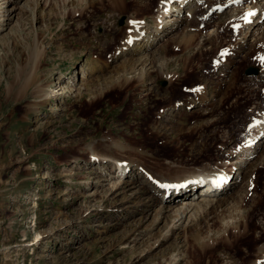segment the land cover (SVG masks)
Here are the masks:
<instances>
[{
    "label": "rangeland",
    "instance_id": "374dc122",
    "mask_svg": "<svg viewBox=\"0 0 264 264\" xmlns=\"http://www.w3.org/2000/svg\"><path fill=\"white\" fill-rule=\"evenodd\" d=\"M162 1L0 0V264H264V137L253 151L247 142L264 117V21L248 30L246 0L227 21L225 0H193L155 43L120 51L128 21L156 25ZM147 56L141 80L129 64ZM73 76L76 90L64 94ZM90 147L132 170L101 167ZM206 166L242 167L220 193L243 195L229 205L237 225L221 234L213 215H227L222 208L177 221L186 192L171 194L166 218L155 220L151 183ZM197 234L214 247H198Z\"/></svg>",
    "mask_w": 264,
    "mask_h": 264
},
{
    "label": "bare ground",
    "instance_id": "6f19581e",
    "mask_svg": "<svg viewBox=\"0 0 264 264\" xmlns=\"http://www.w3.org/2000/svg\"><path fill=\"white\" fill-rule=\"evenodd\" d=\"M191 1H193V0H163L162 6L159 3L160 9H161V7L163 9H161L160 12L158 11L159 12V18L156 19L157 20L156 25L151 26L150 23H146L145 20L140 21V20L134 19V18H133L134 20H129L128 22L135 21L136 23H132L129 26V31L128 30H127L128 32L126 31L127 37H126V40L124 42H122L120 51H122L123 53L127 52L129 49H131L129 51H133V52L139 51V50L145 49L147 46L155 43L162 36H164L169 30H172V27H175L176 25H179L181 23V21L186 17V16L183 17V14H185V12H186L185 8L190 6V4H192ZM198 1H200V0H198ZM246 1H247V7L251 6V8L243 11V14H245L243 16H244V19L247 23L248 30L252 31L253 28H255L256 26L259 27L261 25V22L264 21V16H263L264 7L261 8L262 14H259L258 16H256L257 19L256 18L254 19L253 18L254 14L259 13V3L257 0H246ZM240 2H241V0H239V3ZM237 4H238V2H236V0H225V1H223L222 7L226 6L229 8L231 6V10H230V8H229V11L226 8H224V10L222 9L223 11L220 12V15H224V18L223 17L222 18L225 19L226 21L233 18L234 11L237 10V8L239 7ZM216 7H215V9H216ZM187 11H188V13L190 12V10H188V9H187ZM240 12H241V10H240ZM229 13H231L229 18H225V15L227 16V14H229ZM248 13H252V15H248ZM262 16H263V18L261 19ZM196 30H199V29H195L194 31H196ZM192 37H193L192 34H188L186 39L189 40ZM176 46L178 47V45H176ZM143 54H144V52H143ZM261 54H262V52H260V55ZM263 57H264V54H263ZM139 58H141V57H139ZM137 59L138 58H132V61L130 62L129 66L130 67L132 66L131 69L133 68V70H134L133 73H135L137 71V69H139V67L137 68V66L140 65L139 71H141V72H139L136 76L142 80L146 76V71H145L146 66L148 64L149 65L153 64V61H151L152 58H149V57H148V59H146V57L141 58L139 60H137ZM262 59L263 58H261V60ZM140 60H143V61L140 62ZM84 73H86L85 70L83 71V74ZM172 75L175 76V73L174 72H173V74L171 73L169 75L170 78H172ZM74 77L75 76L68 79V81L64 84V88H65L64 94L69 93V95H70V94H73L75 92L76 89L73 87L74 80H75ZM132 77H135V75H132ZM202 87L203 86H201L200 88H196L194 90L203 91L204 89ZM199 91H198V93H199ZM201 94H200V97H202V95H203V94L202 95ZM48 96H49V91L44 90V92L42 93V95L40 97H41V100H48L47 99ZM202 99L203 98H201L200 100H202ZM185 100L192 102V103H189L191 105H194L195 103L197 104L198 102H200V100H196L193 98H188ZM168 109H170V108L169 107L165 108V110H168ZM249 136L251 138L247 142L249 143L248 147L249 146L250 147L248 149L250 151L253 149V147L251 146V143L253 141H255L256 139L260 140V138L264 137V117L257 119L253 122V129L251 130ZM240 148H242V147H240ZM90 149H91L93 155L101 158L100 159L101 162L99 163V165L101 167H104V165H102V163L105 160L106 163L109 162L114 167H116L115 168L116 170H117V168L120 169L121 170L120 175H119L120 177L124 176L123 174H125V175L127 174L125 171L128 170V172H129L130 170H132L128 166L129 161H126L125 159L124 160L119 159L118 157H115V156H111L112 154L111 155H109V154H98V153H96L95 150H93V147H90ZM252 151H251V154L253 153ZM245 153H247V152H245ZM247 154L251 155L250 153H247ZM238 163H240V162H237L234 165H237ZM142 168L145 170L144 174L148 173L150 175L149 178H147V176H146V178L149 181H152L153 180L152 173L151 172L149 173V171L147 169H145L144 167H142ZM206 168H207V166L201 168L200 170L197 171V174H195L193 172L192 174H190L192 176L188 175L184 178H179V179H168V180L163 179L164 181H168L165 183V185H173L175 187H163L162 188V186H157L154 182L151 183V184H154V185H152L153 188H151V190L153 192H155V190L158 189V191L160 192L159 197H157V196L155 197V195H153V197H152V200L155 199L157 201V203L159 204V209L157 210L158 214L156 215L155 220L158 221V220H162V219L166 218V215H164V214H165V212H167V210H169L168 208L170 205L167 198H169L171 196V194H175L176 192H186L184 195H186L187 197L181 198V200H180L181 204L177 208L178 209L177 210L178 211L177 212L178 213L177 214V217H178L177 221H181V223L183 222V224H184V222L188 223L189 221H192V220H196V222H198V221H200V218H199L200 215L203 213V211L208 210V208H212L213 212L217 208H222L221 211H223V210L227 211L228 212L227 215L225 214L222 216V214H219V213H215V215H213L214 216L213 218H217L218 216H220L224 220L223 221V228L220 229L221 234L228 232L227 230H228V227L230 225H233V226L237 225L238 219L240 218V214L239 213H232L231 211H229V208H230L229 205L234 204L236 206H239V203H241V199H242L243 195H241L238 198H236L235 196H232V195H230L228 197L227 196L221 197V195H223V194H220V193L223 192L224 190L227 191V189L232 188L230 183L236 184L237 182H239L237 180L241 177V173H239L240 172L239 170H241L242 167L241 166L236 167L234 171L233 170H227L226 168L218 169V170L216 169L214 171L211 169V170L207 171ZM233 168H234V166H233ZM232 171L235 173H233ZM198 174H200V175H198ZM195 175H198V176H195ZM204 175H211L214 178V181L219 177H223L224 179L219 185H217L215 183L217 185V188L214 191H210L209 188H205L204 185H202L199 182L201 177ZM186 178H188V179H186ZM231 178L232 179L235 178V180L231 181L230 180ZM172 181H174V182H172ZM176 181H180V182H176ZM195 194L196 195L198 194V197L200 196L199 198H201V199L199 200V198H198V200H197L195 197L196 196ZM218 194H220V195H218ZM218 196H220V198H217ZM225 216L227 217V219ZM171 221L172 222H170V224H168L169 230L167 232L170 235L174 231L172 229L177 227L174 223L175 221H173V220H171ZM167 223H168V221H167ZM207 224L208 223H206V225ZM221 234H219L220 238H221ZM224 235H222V236L224 237ZM38 236H39V234H38ZM207 236L211 237L209 235H207ZM204 238H205V236H201L200 234H197L194 237V240L197 243L198 247L203 245L204 249H212L214 247L215 241L210 238L209 243H206L207 240L204 243ZM221 239H224V238H221ZM176 246H177L176 248L180 252L181 247L177 244H176ZM260 251H261L260 252L261 256H258V257H264V255H263L264 254V248L262 247ZM178 256H179V254L176 253L175 255L171 256V259L174 260V262H175L178 260ZM172 260H171V262H172Z\"/></svg>",
    "mask_w": 264,
    "mask_h": 264
},
{
    "label": "snow or ice",
    "instance_id": "6c2138e0",
    "mask_svg": "<svg viewBox=\"0 0 264 264\" xmlns=\"http://www.w3.org/2000/svg\"><path fill=\"white\" fill-rule=\"evenodd\" d=\"M236 2H239V0H236ZM248 15H252V13H248ZM132 23H136L135 21H133ZM223 177H219L217 178L214 183H216L217 185H219L222 181H223ZM162 187H175L173 185H161Z\"/></svg>",
    "mask_w": 264,
    "mask_h": 264
},
{
    "label": "water",
    "instance_id": "95a60500",
    "mask_svg": "<svg viewBox=\"0 0 264 264\" xmlns=\"http://www.w3.org/2000/svg\"><path fill=\"white\" fill-rule=\"evenodd\" d=\"M258 72V70L256 69V68H254V67H249L247 70H246V73H248V74H253V73H257ZM163 84H165V82H163Z\"/></svg>",
    "mask_w": 264,
    "mask_h": 264
}]
</instances>
